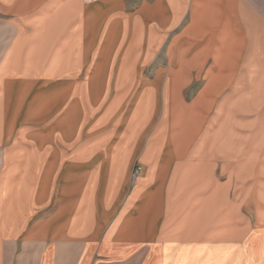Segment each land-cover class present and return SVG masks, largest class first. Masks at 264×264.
Segmentation results:
<instances>
[{
  "label": "crops",
  "instance_id": "1",
  "mask_svg": "<svg viewBox=\"0 0 264 264\" xmlns=\"http://www.w3.org/2000/svg\"><path fill=\"white\" fill-rule=\"evenodd\" d=\"M163 42L170 130L160 124L145 144L163 74L137 92L130 82ZM207 42L221 45L197 66ZM201 70L186 105L181 92ZM235 82H264V0H141L131 11L123 0H0V264H219L243 235L198 138L214 96ZM133 93L141 102L109 123L100 151L81 152L86 112ZM182 111L195 113L192 135ZM136 161L146 172L131 184Z\"/></svg>",
  "mask_w": 264,
  "mask_h": 264
},
{
  "label": "rangeland",
  "instance_id": "2",
  "mask_svg": "<svg viewBox=\"0 0 264 264\" xmlns=\"http://www.w3.org/2000/svg\"><path fill=\"white\" fill-rule=\"evenodd\" d=\"M101 1L103 0H85L88 6ZM123 1L127 5V10L131 11L138 6L141 0ZM220 43H205L204 48L199 52V57L197 56L196 65L201 66L203 54H212L217 50H215V47ZM169 45L170 42H163L157 54L144 65L140 79L136 82L135 79L130 82V86L134 85V91L137 92L141 82L154 83L157 81L158 73L163 74L159 103L153 112H149L152 115L145 144L157 138V128L160 124L162 125L160 131L167 134V136L170 130L169 94L165 96L166 108L162 120L164 79L167 78L170 70L167 60ZM227 64L228 60H226L225 65L227 66ZM203 69L205 72V67ZM203 71L183 88L180 96L182 103L186 105L193 103L203 89L206 74ZM224 80V83L228 80L231 82V79ZM236 82L230 90L226 89L222 95L214 96L215 101H213L210 110L207 111L208 120L212 124L210 125V122L205 121L203 124L204 129L198 140L204 138L200 143V148L207 149V153L211 156L202 160L204 171H207L209 182L213 184L214 191L222 192L225 197L224 212H226L224 214L229 218L228 222L232 227V231L242 232L243 235L240 239L235 238V240L230 241L227 254L223 256V260L218 261L219 264H222V262L224 264H264V219L258 217V208L260 206L264 208L263 203L258 200V198L263 199L262 197H264V82L256 91L238 89ZM170 84L169 77L166 85L167 90ZM134 93L129 95L131 99L127 97L126 101L120 100L122 94L114 99L109 95L101 106L93 109L94 112L91 115L87 114L89 111L86 112L85 136L87 145L80 149L81 152L86 151L94 156L100 151L104 144L101 140L109 135V123H112L119 115L124 113L132 98L134 100L131 105H137L139 101L141 102V94L135 96ZM221 101L225 103L224 107ZM222 107L223 111L221 112ZM181 114L182 116L187 115V124L190 126L184 128L185 133L192 135V127L197 124L195 113L182 111ZM146 131L147 129L144 134ZM208 137H211V139H208ZM211 140L213 144H211ZM166 149H169V147ZM136 168L140 171L139 176H136L137 179L146 172L145 166L136 161L130 172L131 184H134L137 180L133 181L132 179ZM217 214V217L221 215V211ZM224 251L226 250L224 249Z\"/></svg>",
  "mask_w": 264,
  "mask_h": 264
},
{
  "label": "bare ground",
  "instance_id": "3",
  "mask_svg": "<svg viewBox=\"0 0 264 264\" xmlns=\"http://www.w3.org/2000/svg\"><path fill=\"white\" fill-rule=\"evenodd\" d=\"M260 197V196H259ZM263 199H261V197L260 198H258V200L261 202V203H263L262 205H264V197H262ZM258 213H259V215H258V217H259V219L261 218V219H264V208L262 207V206H260L259 208H258ZM261 221V220H260Z\"/></svg>",
  "mask_w": 264,
  "mask_h": 264
},
{
  "label": "built area",
  "instance_id": "4",
  "mask_svg": "<svg viewBox=\"0 0 264 264\" xmlns=\"http://www.w3.org/2000/svg\"><path fill=\"white\" fill-rule=\"evenodd\" d=\"M134 173H135V174H133V178H132L133 181H135V180L137 179V177L139 176V173H140L139 169L136 168ZM136 176H137V177H136Z\"/></svg>",
  "mask_w": 264,
  "mask_h": 264
}]
</instances>
